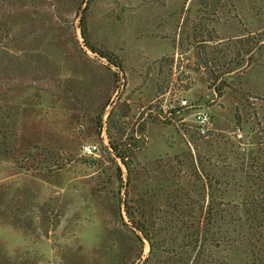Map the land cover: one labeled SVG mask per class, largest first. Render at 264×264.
I'll return each instance as SVG.
<instances>
[{"label":"rangeland","instance_id":"rangeland-1","mask_svg":"<svg viewBox=\"0 0 264 264\" xmlns=\"http://www.w3.org/2000/svg\"><path fill=\"white\" fill-rule=\"evenodd\" d=\"M263 165L264 0H0V264H251L218 223Z\"/></svg>","mask_w":264,"mask_h":264},{"label":"trees","instance_id":"trees-1","mask_svg":"<svg viewBox=\"0 0 264 264\" xmlns=\"http://www.w3.org/2000/svg\"><path fill=\"white\" fill-rule=\"evenodd\" d=\"M83 22L84 21L82 20V24ZM81 29L82 36L85 39V29L83 28V25ZM216 92L219 96H221L219 89H217ZM110 149L120 159L122 164L125 165V160L127 157L126 149L122 151L120 147L116 146L114 143H110ZM200 167L203 169V161L201 159ZM202 172L204 173L203 170ZM202 172H200V178L206 180V184L204 185L206 188L205 191L211 197L212 195L208 192L212 189L213 185L217 184L218 182L216 183L217 180L214 178L215 180L212 183L207 174L204 173V175H201ZM245 179V183L251 182V184L254 185L256 182H258L259 185L255 189L252 186H248L249 188H252L253 191L249 196H247L248 192H245V197L241 199L239 205H233L231 208L224 207L220 211L221 221L219 220L218 225L224 226L227 222V218L229 220V227L231 231L228 232V234H230V236H234V238L237 240L241 237V234L246 231V237L248 238L247 250L248 254L251 256V264H264V165L259 173H253L251 179L249 175H245ZM236 213L239 214L241 218H239L237 221H234V214ZM127 214L131 217V215H129V211H127ZM213 217L214 214L212 211V205L209 204L205 210V215L203 218L205 226H213ZM135 227L136 230L139 231L144 236V239L149 243L150 251H152L154 249L153 241L151 236L148 235L145 226L138 222L136 223ZM212 233H214L213 230L207 229L204 232V236L208 237V235Z\"/></svg>","mask_w":264,"mask_h":264},{"label":"built area","instance_id":"built-area-1","mask_svg":"<svg viewBox=\"0 0 264 264\" xmlns=\"http://www.w3.org/2000/svg\"><path fill=\"white\" fill-rule=\"evenodd\" d=\"M194 106L190 104L186 99H181L177 102H172L171 104H167L161 110L159 118L164 121H168L171 123H181L184 121L181 117L185 110H191ZM193 124L196 133L200 136H206L209 133V126L211 125V116L208 112L203 110H196L192 114ZM179 120L176 121L175 119ZM105 128L102 130V137L105 140V144L107 143V139L105 138ZM98 151L96 145H83L81 147V152L85 156H92Z\"/></svg>","mask_w":264,"mask_h":264},{"label":"crops","instance_id":"crops-1","mask_svg":"<svg viewBox=\"0 0 264 264\" xmlns=\"http://www.w3.org/2000/svg\"><path fill=\"white\" fill-rule=\"evenodd\" d=\"M189 1V0H188Z\"/></svg>","mask_w":264,"mask_h":264}]
</instances>
